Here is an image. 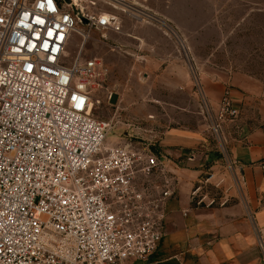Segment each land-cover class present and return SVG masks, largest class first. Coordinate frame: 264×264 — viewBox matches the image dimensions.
<instances>
[{
	"label": "built area",
	"instance_id": "2783aa9c",
	"mask_svg": "<svg viewBox=\"0 0 264 264\" xmlns=\"http://www.w3.org/2000/svg\"><path fill=\"white\" fill-rule=\"evenodd\" d=\"M82 2L0 0V264L149 262L164 235L175 169L147 149L107 142L111 123L93 115L107 71L100 58L81 57L94 31L123 49L111 39L124 32L119 12L151 17L133 11V0H103L97 12ZM74 33L83 42L68 64ZM194 75L209 131L225 149L224 127L240 111L227 89L211 114Z\"/></svg>",
	"mask_w": 264,
	"mask_h": 264
},
{
	"label": "crops",
	"instance_id": "0c3cea01",
	"mask_svg": "<svg viewBox=\"0 0 264 264\" xmlns=\"http://www.w3.org/2000/svg\"><path fill=\"white\" fill-rule=\"evenodd\" d=\"M176 58L175 66L170 60L165 67L166 75L175 73L168 88L189 100L179 104L177 126L167 127L151 147L175 169V195L150 261L128 264H264V82L242 72L199 75L211 114L227 89L240 111L224 127L227 141L218 157L210 131L199 123L191 69ZM186 109L198 117L191 114L188 121Z\"/></svg>",
	"mask_w": 264,
	"mask_h": 264
},
{
	"label": "rangeland",
	"instance_id": "374dc122",
	"mask_svg": "<svg viewBox=\"0 0 264 264\" xmlns=\"http://www.w3.org/2000/svg\"><path fill=\"white\" fill-rule=\"evenodd\" d=\"M132 3L133 11L144 10L151 19L139 23L119 12L124 32L112 34L111 39L123 49L112 50L101 32L94 31L81 54L83 59L100 58L107 71L105 89L97 93L103 102L95 107L93 115L111 123L108 143H129L151 150L167 127L177 126L179 104L189 99L168 88L175 73L170 70L166 75L165 67L170 60L175 66L176 54L191 69L193 85L195 73L218 77L242 72L264 82V0H133ZM82 5L90 12L106 10L103 0H97L98 7L91 6L89 0H83ZM82 42L77 33L71 36L68 64L79 55ZM110 92H113L111 99L107 97ZM192 93L199 99L194 90ZM184 111L188 121L191 114L198 117L190 109ZM201 115L199 123L204 125L203 129H212L211 119ZM210 134L215 153L221 157L222 148L215 134L212 131Z\"/></svg>",
	"mask_w": 264,
	"mask_h": 264
},
{
	"label": "bare ground",
	"instance_id": "6f19581e",
	"mask_svg": "<svg viewBox=\"0 0 264 264\" xmlns=\"http://www.w3.org/2000/svg\"><path fill=\"white\" fill-rule=\"evenodd\" d=\"M75 1L77 2L78 5H80V1H81V0H75Z\"/></svg>",
	"mask_w": 264,
	"mask_h": 264
},
{
	"label": "water",
	"instance_id": "95a60500",
	"mask_svg": "<svg viewBox=\"0 0 264 264\" xmlns=\"http://www.w3.org/2000/svg\"><path fill=\"white\" fill-rule=\"evenodd\" d=\"M80 17L83 19V17L80 15ZM85 22H86V20L85 19H83Z\"/></svg>",
	"mask_w": 264,
	"mask_h": 264
}]
</instances>
